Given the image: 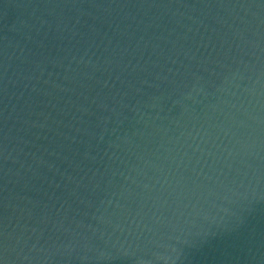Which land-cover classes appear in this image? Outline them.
Wrapping results in <instances>:
<instances>
[{
    "label": "water",
    "instance_id": "water-1",
    "mask_svg": "<svg viewBox=\"0 0 264 264\" xmlns=\"http://www.w3.org/2000/svg\"><path fill=\"white\" fill-rule=\"evenodd\" d=\"M0 264H264V0H0Z\"/></svg>",
    "mask_w": 264,
    "mask_h": 264
}]
</instances>
